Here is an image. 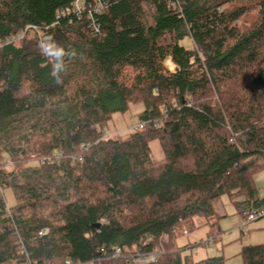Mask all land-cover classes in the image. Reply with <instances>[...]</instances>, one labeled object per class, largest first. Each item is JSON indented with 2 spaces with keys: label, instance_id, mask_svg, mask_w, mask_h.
<instances>
[{
  "label": "trees",
  "instance_id": "obj_1",
  "mask_svg": "<svg viewBox=\"0 0 264 264\" xmlns=\"http://www.w3.org/2000/svg\"><path fill=\"white\" fill-rule=\"evenodd\" d=\"M77 1L0 0V264L86 263L116 246L161 249L155 264H227L178 241L196 219L218 224L224 196L239 213L264 207V0H145L150 31L143 0L59 17ZM251 12L249 28L230 27ZM41 34L65 53L59 79ZM137 105L144 130L104 138ZM238 256L264 264V244Z\"/></svg>",
  "mask_w": 264,
  "mask_h": 264
},
{
  "label": "rangeland",
  "instance_id": "obj_2",
  "mask_svg": "<svg viewBox=\"0 0 264 264\" xmlns=\"http://www.w3.org/2000/svg\"><path fill=\"white\" fill-rule=\"evenodd\" d=\"M154 9L152 5L143 0L141 5V10L139 11V18L142 22V25L146 31H150L154 28L155 23L153 20ZM257 17V12H251L240 18L238 21L230 25L237 30H244L249 28L252 24V20ZM121 30V28H120ZM21 37V36H20ZM18 37V39H20ZM43 39V40H42ZM41 47L44 42V46L49 44L54 45L52 41H49L43 36L40 35ZM189 44V43H187ZM56 48V46H55ZM54 61V58H50ZM171 61H168L166 65L170 68L171 71L175 70V66L171 65ZM1 66V63H0ZM144 111L143 105L131 106L128 113L125 115L115 114L113 119L107 127L106 134L104 138H124L131 132H137L135 128L139 125L138 114ZM152 159L153 162H159L164 158V153L162 147L158 141H153L150 144ZM255 185L259 191V196L264 198V170L256 174L254 177ZM4 197L6 199L7 205L9 208H14L16 205V198L12 189L7 188L3 191ZM221 219L218 221V224H215L211 227L203 226V221L196 219L193 224L189 225V228L192 229L194 226H197L192 230L189 236H182L178 244L180 247L187 245L191 241H198V243L205 242L209 237V230L211 229L214 234H219L220 239L217 244L213 246H202L196 249V252L193 253L194 261H201L207 258L223 256L228 261L227 264H243V259L238 256L236 253L237 248H240L241 244L249 245L250 243L259 242V244H264V219L257 221L255 224L248 228L249 235L251 239L245 237L241 230L238 228L240 222V214L236 210L235 206L227 196L222 197L215 204ZM250 244V245H255Z\"/></svg>",
  "mask_w": 264,
  "mask_h": 264
},
{
  "label": "built area",
  "instance_id": "obj_3",
  "mask_svg": "<svg viewBox=\"0 0 264 264\" xmlns=\"http://www.w3.org/2000/svg\"><path fill=\"white\" fill-rule=\"evenodd\" d=\"M94 3L96 4L95 8L93 10H88V0H79L77 1L72 8V11H65L59 15L61 16H66L69 15L70 12L77 14L79 17L82 16L83 13H87L89 20H93V14H100L104 10V6L98 1L94 0ZM90 28L96 29L94 23H90ZM14 38H10L8 42H12ZM43 40V39H42ZM44 42L42 43V46H44ZM161 125H156L155 128H160ZM135 130L137 132H142L144 130V124H139ZM47 163L46 160L42 161V164L45 165ZM12 212V211H11ZM240 222H239V229L243 233L245 237L249 236V231L248 228L255 222L264 219V207L255 209V210H245L241 211L240 213ZM46 230H42L40 232V236L44 235ZM183 234L185 236H188V232L184 231ZM215 239L214 238H208L204 243H206L209 246H213L215 244ZM196 250L193 251L195 253ZM101 253H103V257L86 262V263H78V264H102L103 261L106 259H125L127 260V264H155L158 262L159 257L163 255V251L161 249H157L154 252L150 253H144V252H137L135 248L130 249L127 247H114L112 249V252L110 255H107L106 251L104 249L101 250ZM110 256V257H109ZM25 264H35L32 262H26ZM66 264H73L71 261H67Z\"/></svg>",
  "mask_w": 264,
  "mask_h": 264
},
{
  "label": "clouds",
  "instance_id": "obj_4",
  "mask_svg": "<svg viewBox=\"0 0 264 264\" xmlns=\"http://www.w3.org/2000/svg\"><path fill=\"white\" fill-rule=\"evenodd\" d=\"M42 51L44 55L55 59L56 62L53 63L52 74L54 77L59 79V73L64 70L62 57L65 55V53L63 49L55 48L54 45L49 44L47 46H42Z\"/></svg>",
  "mask_w": 264,
  "mask_h": 264
},
{
  "label": "crops",
  "instance_id": "obj_5",
  "mask_svg": "<svg viewBox=\"0 0 264 264\" xmlns=\"http://www.w3.org/2000/svg\"><path fill=\"white\" fill-rule=\"evenodd\" d=\"M169 61H170V60H169ZM255 223H256V222H255ZM255 223H253V224H255ZM253 224H252V225H253ZM252 225H251V226H252ZM262 229H264V228H262ZM188 236H189V235H188ZM216 237H217V240H216V243H215V244L218 243V241H219V239H220V235L217 234ZM208 238H209V237H208ZM208 238H207V239H208ZM248 239H251V238H250V235L248 236ZM261 240H263V239H261ZM261 240H260V241H261ZM260 241H259V242H260ZM259 242H256V244H255V243H250V244H255V245H257ZM196 243H198V241H195V240H194V241L189 242L187 245H190V244L193 245V244H196ZM215 244H214V245H215ZM250 244H249V245H250ZM243 246H246V245L241 244V245H240V248H239V249L237 248L236 253L238 252V254H239V253L241 252V249H242ZM238 254H237V255H238Z\"/></svg>",
  "mask_w": 264,
  "mask_h": 264
},
{
  "label": "water",
  "instance_id": "obj_6",
  "mask_svg": "<svg viewBox=\"0 0 264 264\" xmlns=\"http://www.w3.org/2000/svg\"><path fill=\"white\" fill-rule=\"evenodd\" d=\"M96 228H100V225L98 224V225H96Z\"/></svg>",
  "mask_w": 264,
  "mask_h": 264
},
{
  "label": "bare ground",
  "instance_id": "obj_7",
  "mask_svg": "<svg viewBox=\"0 0 264 264\" xmlns=\"http://www.w3.org/2000/svg\"><path fill=\"white\" fill-rule=\"evenodd\" d=\"M172 66H174L172 63H171Z\"/></svg>",
  "mask_w": 264,
  "mask_h": 264
}]
</instances>
